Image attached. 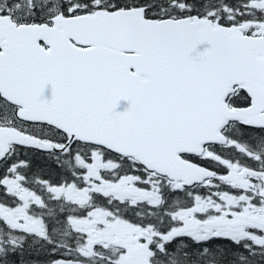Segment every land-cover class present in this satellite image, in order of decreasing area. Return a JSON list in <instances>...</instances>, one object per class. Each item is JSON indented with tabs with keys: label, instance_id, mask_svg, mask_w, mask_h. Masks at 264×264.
<instances>
[{
	"label": "snow or ice",
	"instance_id": "snow-or-ice-1",
	"mask_svg": "<svg viewBox=\"0 0 264 264\" xmlns=\"http://www.w3.org/2000/svg\"><path fill=\"white\" fill-rule=\"evenodd\" d=\"M0 264H264V0H0Z\"/></svg>",
	"mask_w": 264,
	"mask_h": 264
}]
</instances>
